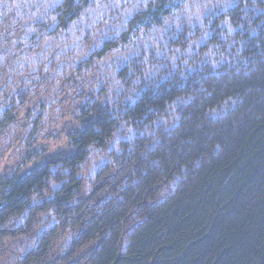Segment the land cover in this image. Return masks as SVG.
I'll list each match as a JSON object with an SVG mask.
<instances>
[{"label":"trees","instance_id":"trees-1","mask_svg":"<svg viewBox=\"0 0 264 264\" xmlns=\"http://www.w3.org/2000/svg\"><path fill=\"white\" fill-rule=\"evenodd\" d=\"M5 154L0 264H264V0H0Z\"/></svg>","mask_w":264,"mask_h":264},{"label":"rangeland","instance_id":"rangeland-1","mask_svg":"<svg viewBox=\"0 0 264 264\" xmlns=\"http://www.w3.org/2000/svg\"><path fill=\"white\" fill-rule=\"evenodd\" d=\"M58 129H60V127H58ZM64 137H61V139H59L58 141L59 142H55L53 139L50 140L49 142H47V148L49 147L50 149H63L65 148L66 144H65V141H64ZM53 141V142H52ZM6 155H3L1 158H0V172H2V169L4 168V165H5V159H6Z\"/></svg>","mask_w":264,"mask_h":264},{"label":"clouds","instance_id":"clouds-1","mask_svg":"<svg viewBox=\"0 0 264 264\" xmlns=\"http://www.w3.org/2000/svg\"><path fill=\"white\" fill-rule=\"evenodd\" d=\"M4 7L6 10H10L13 7V5L12 4H5ZM16 7H18V5Z\"/></svg>","mask_w":264,"mask_h":264}]
</instances>
